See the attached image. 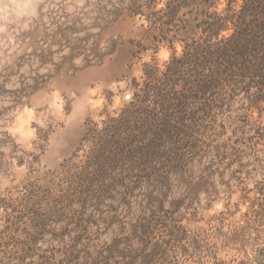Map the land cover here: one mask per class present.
Listing matches in <instances>:
<instances>
[{
    "label": "clouds",
    "instance_id": "1",
    "mask_svg": "<svg viewBox=\"0 0 264 264\" xmlns=\"http://www.w3.org/2000/svg\"><path fill=\"white\" fill-rule=\"evenodd\" d=\"M246 3L0 0V264H264Z\"/></svg>",
    "mask_w": 264,
    "mask_h": 264
},
{
    "label": "trees",
    "instance_id": "2",
    "mask_svg": "<svg viewBox=\"0 0 264 264\" xmlns=\"http://www.w3.org/2000/svg\"><path fill=\"white\" fill-rule=\"evenodd\" d=\"M251 15L253 17L259 16L262 20H264V0H247L246 8L244 12V16ZM243 19V16H242ZM256 24L255 21L253 25L245 26V28L238 34L237 38L232 42V44L226 47L222 51H218L217 53H209L208 55L218 56L221 61L228 62L234 58L235 55L241 54V50H248V44L255 43V32H256ZM259 27L264 28V24L259 25ZM249 36H252L253 39L249 40ZM144 109L141 108L139 112H132L130 115H134V119H140L143 114ZM151 115V114H149ZM131 121L128 117L125 118L123 123Z\"/></svg>",
    "mask_w": 264,
    "mask_h": 264
},
{
    "label": "rangeland",
    "instance_id": "3",
    "mask_svg": "<svg viewBox=\"0 0 264 264\" xmlns=\"http://www.w3.org/2000/svg\"><path fill=\"white\" fill-rule=\"evenodd\" d=\"M134 115L136 116V114L130 115V113H129L127 117H128V119H130L131 121H136V120L134 119ZM140 117H141V116H140ZM138 120H139V119H138ZM127 125H128V122H126V123H123V122H122V124H121L117 129H115L117 135L119 134L120 129H121V128H124V127H127Z\"/></svg>",
    "mask_w": 264,
    "mask_h": 264
}]
</instances>
